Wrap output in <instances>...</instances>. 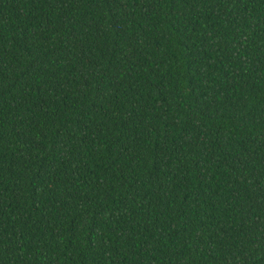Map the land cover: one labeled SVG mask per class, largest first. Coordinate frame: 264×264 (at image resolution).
I'll return each instance as SVG.
<instances>
[{"label": "trees", "instance_id": "obj_1", "mask_svg": "<svg viewBox=\"0 0 264 264\" xmlns=\"http://www.w3.org/2000/svg\"><path fill=\"white\" fill-rule=\"evenodd\" d=\"M0 264H264V0H0Z\"/></svg>", "mask_w": 264, "mask_h": 264}]
</instances>
